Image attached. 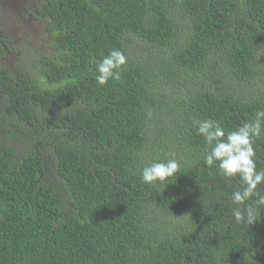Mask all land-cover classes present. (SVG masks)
<instances>
[{
	"label": "trees",
	"instance_id": "16d2710c",
	"mask_svg": "<svg viewBox=\"0 0 264 264\" xmlns=\"http://www.w3.org/2000/svg\"><path fill=\"white\" fill-rule=\"evenodd\" d=\"M30 7L43 22L33 58L0 33V59L19 57L0 63V264H264V208L235 222L239 179L204 165L193 125L227 134L264 110V0ZM112 49L127 63L100 86ZM253 146L264 170V135ZM173 157L165 188L141 182Z\"/></svg>",
	"mask_w": 264,
	"mask_h": 264
},
{
	"label": "clouds",
	"instance_id": "9594fccd",
	"mask_svg": "<svg viewBox=\"0 0 264 264\" xmlns=\"http://www.w3.org/2000/svg\"><path fill=\"white\" fill-rule=\"evenodd\" d=\"M127 57L119 49H112L96 64V83L103 86L111 79L119 81ZM196 134L204 140L206 167H218L228 178L239 179V190L233 191L231 202L236 205L232 216L237 223L253 224L257 209L264 208V170H257L254 141L264 135V110L255 113V118L246 121L233 131L224 128L213 119L194 120ZM180 170L177 159H153L140 170L141 182L147 185H163ZM252 200V204L247 201Z\"/></svg>",
	"mask_w": 264,
	"mask_h": 264
},
{
	"label": "rangeland",
	"instance_id": "374dc122",
	"mask_svg": "<svg viewBox=\"0 0 264 264\" xmlns=\"http://www.w3.org/2000/svg\"><path fill=\"white\" fill-rule=\"evenodd\" d=\"M35 3L37 0H0V33L11 38L16 51L32 58L33 53L42 48L40 41L42 42L43 22L36 20L33 15L25 16L24 9L31 8ZM138 43L145 46L141 41ZM18 58L17 52H7L0 63L12 69Z\"/></svg>",
	"mask_w": 264,
	"mask_h": 264
}]
</instances>
